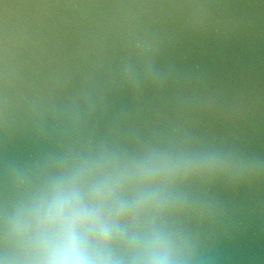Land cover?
I'll return each mask as SVG.
<instances>
[{"label": "water", "instance_id": "obj_1", "mask_svg": "<svg viewBox=\"0 0 264 264\" xmlns=\"http://www.w3.org/2000/svg\"><path fill=\"white\" fill-rule=\"evenodd\" d=\"M156 148L246 165L182 187L200 264H264V0H0L6 163Z\"/></svg>", "mask_w": 264, "mask_h": 264}, {"label": "clouds", "instance_id": "obj_2", "mask_svg": "<svg viewBox=\"0 0 264 264\" xmlns=\"http://www.w3.org/2000/svg\"><path fill=\"white\" fill-rule=\"evenodd\" d=\"M246 165L213 152L106 145L6 163L0 196V264H200L198 237L179 218L182 187Z\"/></svg>", "mask_w": 264, "mask_h": 264}]
</instances>
